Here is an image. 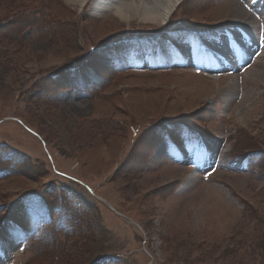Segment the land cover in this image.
Returning <instances> with one entry per match:
<instances>
[{"label":"rangeland","instance_id":"1","mask_svg":"<svg viewBox=\"0 0 264 264\" xmlns=\"http://www.w3.org/2000/svg\"><path fill=\"white\" fill-rule=\"evenodd\" d=\"M101 1L0 0V264H264V0Z\"/></svg>","mask_w":264,"mask_h":264},{"label":"bare ground","instance_id":"2","mask_svg":"<svg viewBox=\"0 0 264 264\" xmlns=\"http://www.w3.org/2000/svg\"><path fill=\"white\" fill-rule=\"evenodd\" d=\"M71 5H82L85 0H64ZM92 0H89V3ZM98 2V0H96ZM114 0H104L101 3L112 5ZM118 2V0H116ZM183 0H119V3L112 9L113 15L120 20L129 22L138 19L143 24H160L168 20L174 10L181 4ZM114 5V4H113ZM236 10V9H235ZM241 11L237 9L236 15H240ZM234 14V15H235ZM130 23V22H129ZM251 42V41H250ZM215 68V67H214ZM225 89H230L227 86ZM232 90V89H231ZM233 94V93H232ZM231 95V94H230ZM229 94L225 98L229 99ZM239 119H243L239 114Z\"/></svg>","mask_w":264,"mask_h":264},{"label":"trees","instance_id":"3","mask_svg":"<svg viewBox=\"0 0 264 264\" xmlns=\"http://www.w3.org/2000/svg\"><path fill=\"white\" fill-rule=\"evenodd\" d=\"M247 159H249V157H247Z\"/></svg>","mask_w":264,"mask_h":264}]
</instances>
